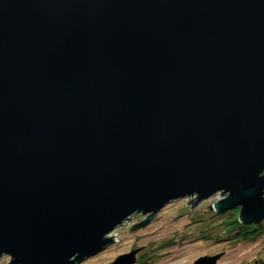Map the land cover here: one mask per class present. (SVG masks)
Masks as SVG:
<instances>
[{
	"label": "water",
	"instance_id": "1",
	"mask_svg": "<svg viewBox=\"0 0 264 264\" xmlns=\"http://www.w3.org/2000/svg\"><path fill=\"white\" fill-rule=\"evenodd\" d=\"M217 193L264 220V0H0V259L77 264Z\"/></svg>",
	"mask_w": 264,
	"mask_h": 264
},
{
	"label": "rangeland",
	"instance_id": "2",
	"mask_svg": "<svg viewBox=\"0 0 264 264\" xmlns=\"http://www.w3.org/2000/svg\"><path fill=\"white\" fill-rule=\"evenodd\" d=\"M220 198L222 195L217 193L213 197L199 201L196 205L197 208L194 209H192L191 203H187L188 199H177L167 203L159 210L155 214L156 219L153 218L146 224L130 230L133 224L140 222L146 216L138 214L132 217L125 227H117L109 234V236L113 235L111 239L118 238L117 241L109 243L103 247L104 249L77 264H108L120 255L130 253L136 248L141 251L146 244L149 246L152 242L162 240L173 234L174 237H177L178 242L175 246L158 251V254L163 257L158 259L155 264H194L199 258L205 257L214 258L212 264L263 263L264 259H261L264 257V235L250 242L229 244L222 240H203L196 233L195 228L198 224L191 221L186 212H196L202 208L204 210L212 209L213 203ZM195 217L194 219H196ZM187 226L189 227V237L192 238L183 239V233L186 232L184 229ZM257 260L258 263H256ZM8 262H10L9 256H3L0 259V264H7ZM200 264H209V261H202Z\"/></svg>",
	"mask_w": 264,
	"mask_h": 264
},
{
	"label": "trees",
	"instance_id": "3",
	"mask_svg": "<svg viewBox=\"0 0 264 264\" xmlns=\"http://www.w3.org/2000/svg\"><path fill=\"white\" fill-rule=\"evenodd\" d=\"M186 215L190 216L191 221L198 224L195 231L203 240L213 239L214 241L222 240L229 244H240L253 241L264 235V220L257 224H245L238 220V209L219 212L202 208L196 212H186ZM188 229V226L184 229L186 232L183 233V239L192 238L189 237ZM176 238L173 234L162 240L152 242L149 246L146 244L138 253V258L134 264H155L158 259L163 257L158 254V251L175 246L178 242ZM263 259L264 257L261 260ZM258 262L257 260L256 263ZM260 264H264V260Z\"/></svg>",
	"mask_w": 264,
	"mask_h": 264
},
{
	"label": "bare ground",
	"instance_id": "4",
	"mask_svg": "<svg viewBox=\"0 0 264 264\" xmlns=\"http://www.w3.org/2000/svg\"><path fill=\"white\" fill-rule=\"evenodd\" d=\"M197 205V204H196ZM196 205H194V206H192V209H194V208H197V206ZM139 215H143V214H139Z\"/></svg>",
	"mask_w": 264,
	"mask_h": 264
}]
</instances>
